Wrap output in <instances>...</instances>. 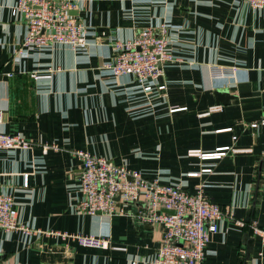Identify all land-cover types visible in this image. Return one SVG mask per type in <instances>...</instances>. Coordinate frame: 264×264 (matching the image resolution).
I'll use <instances>...</instances> for the list:
<instances>
[{
    "label": "crops",
    "instance_id": "obj_1",
    "mask_svg": "<svg viewBox=\"0 0 264 264\" xmlns=\"http://www.w3.org/2000/svg\"><path fill=\"white\" fill-rule=\"evenodd\" d=\"M15 2L0 0L2 130L21 133L34 148L0 151V191L14 195L20 221L43 231L0 230V264H152L162 225L77 210L75 149L191 193L201 186L229 212L212 234L206 264H264V242L235 223L264 225V124L250 126L264 118V9L242 0H83L75 14L89 31L87 51L75 56L57 46L14 56L27 31L12 14ZM163 21L182 61L165 66L166 94L148 96L132 76H116L103 63L114 56L110 42ZM210 64L236 66L237 76L214 79ZM49 65L63 68L51 81L30 75ZM44 144L58 147L43 153ZM222 147L221 158L191 153ZM52 229L104 234L112 244L82 246L45 233Z\"/></svg>",
    "mask_w": 264,
    "mask_h": 264
},
{
    "label": "built area",
    "instance_id": "obj_2",
    "mask_svg": "<svg viewBox=\"0 0 264 264\" xmlns=\"http://www.w3.org/2000/svg\"><path fill=\"white\" fill-rule=\"evenodd\" d=\"M82 1L16 0L11 4L13 16L22 18L27 28L14 56L41 54L57 46L68 48L75 56L87 51L90 46L88 28L72 13L79 9ZM242 1L253 9H264V0ZM171 34L170 22L163 21L157 26L150 24L144 27L126 40L112 41L114 56L105 61L103 67L116 76H132L148 96L166 94L167 84L162 80L165 66L182 61L170 47ZM75 58L76 61H88L79 56ZM237 69L236 66L210 64L209 73L214 79L235 78ZM62 70L61 66L49 65L30 75L36 81H51ZM4 119V110L0 108V151L34 148L32 141L21 133L4 132ZM259 124H264V118L252 122L250 126L257 127ZM57 147L56 144H44L42 151L47 153ZM226 149L228 147H222L211 154L198 150L191 153L202 158H221L226 155ZM72 155L82 164L80 197L76 204L78 211L92 215L126 214L141 224L162 225L165 229L163 241L152 264H206L212 234L220 230L221 221L229 212L212 201L201 186L191 193L180 183L146 176L140 170L88 150L75 149ZM207 171L210 169H202V172ZM126 205L132 206L133 210H125ZM235 223L248 228L264 242V225L257 221L247 223L238 218H235ZM0 230L20 231L27 236L43 231L20 221L14 195L4 191H0ZM45 233L58 235L64 240L73 239L88 247L109 248L112 244L110 237L104 234L53 229Z\"/></svg>",
    "mask_w": 264,
    "mask_h": 264
},
{
    "label": "water",
    "instance_id": "obj_3",
    "mask_svg": "<svg viewBox=\"0 0 264 264\" xmlns=\"http://www.w3.org/2000/svg\"><path fill=\"white\" fill-rule=\"evenodd\" d=\"M72 13H76V10L72 11ZM118 199H119V197H118Z\"/></svg>",
    "mask_w": 264,
    "mask_h": 264
}]
</instances>
